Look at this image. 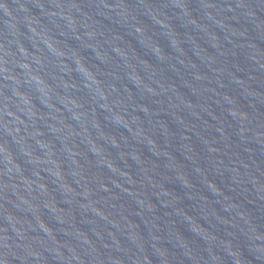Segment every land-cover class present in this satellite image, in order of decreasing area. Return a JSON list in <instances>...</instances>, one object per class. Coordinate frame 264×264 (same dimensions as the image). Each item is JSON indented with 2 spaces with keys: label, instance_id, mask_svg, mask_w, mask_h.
I'll use <instances>...</instances> for the list:
<instances>
[{
  "label": "water",
  "instance_id": "1",
  "mask_svg": "<svg viewBox=\"0 0 264 264\" xmlns=\"http://www.w3.org/2000/svg\"><path fill=\"white\" fill-rule=\"evenodd\" d=\"M0 264H264V0H0Z\"/></svg>",
  "mask_w": 264,
  "mask_h": 264
}]
</instances>
